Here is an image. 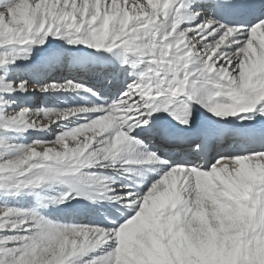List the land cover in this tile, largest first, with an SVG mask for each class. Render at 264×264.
Listing matches in <instances>:
<instances>
[{
    "label": "snow or ice",
    "instance_id": "1",
    "mask_svg": "<svg viewBox=\"0 0 264 264\" xmlns=\"http://www.w3.org/2000/svg\"><path fill=\"white\" fill-rule=\"evenodd\" d=\"M0 264H264V0H0Z\"/></svg>",
    "mask_w": 264,
    "mask_h": 264
},
{
    "label": "bare ground",
    "instance_id": "2",
    "mask_svg": "<svg viewBox=\"0 0 264 264\" xmlns=\"http://www.w3.org/2000/svg\"><path fill=\"white\" fill-rule=\"evenodd\" d=\"M39 97H43V99H44V100H42L43 103H48V101H49L48 104L56 103L57 100H58V98L61 99V97L58 96V95H49V94H47V93H37V94H35L34 97H33L34 101H37V100L39 99ZM56 97H58V98L56 99ZM50 98H51V100H50ZM52 98H53L54 100H52ZM46 99H48V101H47ZM85 203H86V202H85Z\"/></svg>",
    "mask_w": 264,
    "mask_h": 264
},
{
    "label": "rangeland",
    "instance_id": "3",
    "mask_svg": "<svg viewBox=\"0 0 264 264\" xmlns=\"http://www.w3.org/2000/svg\"><path fill=\"white\" fill-rule=\"evenodd\" d=\"M57 98L58 97H56V99ZM42 100H44L43 97H39V99L37 101H35L36 105L39 106L40 104H43V101ZM46 100L48 101V99H46ZM50 100H51V98H50ZM52 100H54V99L52 98ZM48 103H49V101H48Z\"/></svg>",
    "mask_w": 264,
    "mask_h": 264
}]
</instances>
